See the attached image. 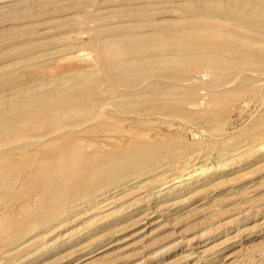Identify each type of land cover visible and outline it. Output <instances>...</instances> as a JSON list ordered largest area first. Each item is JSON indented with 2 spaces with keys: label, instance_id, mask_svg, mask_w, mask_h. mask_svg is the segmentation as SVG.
I'll return each mask as SVG.
<instances>
[{
  "label": "rangeland",
  "instance_id": "374dc122",
  "mask_svg": "<svg viewBox=\"0 0 264 264\" xmlns=\"http://www.w3.org/2000/svg\"><path fill=\"white\" fill-rule=\"evenodd\" d=\"M226 1L230 7L219 0H0L2 95L18 84L31 87L30 74L3 69L38 49L51 50L39 66L45 78L94 72V106L86 114L29 129L16 125L0 138L2 144L61 129L55 138L70 135L68 145L79 143L85 157L59 168L74 175L65 185L41 190L19 173L0 193V264H264V63L252 64L264 57L248 56L259 44L245 55L229 53L237 59L231 67L186 65L174 44L122 77L107 70L114 55L139 53L122 46L121 37L147 36L153 22L171 30L173 20L197 12L237 33L251 22L245 35L264 41V10L255 18L241 2ZM248 1L264 9V0ZM53 101L58 111L71 105ZM124 101L129 109L116 105ZM101 112L70 132V125ZM44 143L1 145L0 162L13 158L24 174L35 170L49 156ZM44 191L55 194L52 208L29 216ZM14 218L30 225L11 229Z\"/></svg>",
  "mask_w": 264,
  "mask_h": 264
},
{
  "label": "bare ground",
  "instance_id": "6f19581e",
  "mask_svg": "<svg viewBox=\"0 0 264 264\" xmlns=\"http://www.w3.org/2000/svg\"><path fill=\"white\" fill-rule=\"evenodd\" d=\"M236 1L241 2V8H249L250 16L255 17V18L258 16L260 12L264 10L263 8L257 5H252L248 0H236ZM227 2L228 1L226 0H219V5H222V6L224 5L225 8L226 6L230 7V5L227 4ZM205 15L206 14L203 12L201 13L197 12L191 17H184L178 20L175 19L173 20L175 28L171 30L162 28L160 26L161 23L153 22L156 27L152 28V31L149 32L147 36L143 35L145 33L139 34L138 32H135L134 34H131V35L128 34L129 35L128 37H126V35L123 38L122 37L120 38L118 36V38H120L118 39V42L122 46H128L130 48H134L139 53L133 59L132 58L125 59L123 58L122 54L120 55L118 54L116 56L114 55V58H113L114 63L112 62L111 63L112 65H109L110 69H107V70H111L112 73L116 77H122L126 75V73H131V72L138 70L141 64L140 59H142L143 57H154L157 55V53L161 51L162 46H169V45H174V44L181 46L180 47L181 52L183 56L185 57L183 58L185 59V61L182 60L181 62L187 63L186 65H189V66L191 64H197V65L210 64V65H215V67L217 68H225V67L234 66L235 62L233 60H235L236 58L232 57L233 59L232 58L228 59L227 55L229 53H233L234 51L241 53V55L242 54L245 55V53H247L245 51L246 47L252 44L255 45V43L256 45L259 44L258 47L253 48L248 53L249 54L248 56L251 55L256 58L262 57V56L264 57V41H262L261 39H257L256 37L252 38V37H248L245 35L246 33H249V31L251 33V29H252L251 22L249 23L248 21H246V19L240 18L242 22L246 21L248 23L247 24L245 22L247 24L246 27H249L250 30L248 28H244V30L242 29V32L237 33L234 30H226L225 28H223L221 23L219 22H218L219 24L214 23L211 21L209 17ZM228 18L230 19L231 17L229 16ZM233 18L234 17L231 18V21L233 20ZM115 37L117 38V36ZM216 39H220V41L216 42ZM239 39H241L242 45H235L234 42L238 41ZM118 42L116 43L113 42V43L115 45H118L117 44ZM72 48L73 47H71V49ZM38 50H37L38 54L34 55L36 53L34 52V54L32 53L33 56L31 54L28 56H25V55H23L22 57L20 56L21 57V58L19 57L20 59L13 61L10 64L5 65L3 69V71L4 70L8 71V70H13L15 68H19V70L22 71L23 73L30 74L31 82L30 81L29 82H30L31 87L28 88L27 86V88H24L20 84H18V87H15L14 91H12L10 94L2 95L0 93L1 95L0 96V127L2 128V132L0 133V138L8 134L9 133L7 132L8 130L15 129L16 125H22L23 128L29 129L33 127V125L35 124L37 125L43 122H46V123L53 122L60 115H67L71 117V116L76 115L79 112L85 113V111H87L90 107L94 106L89 101V99L91 98L90 96L93 95V87L90 84V81L91 82L93 81L92 80L89 81V78L92 76V73L94 72H90L91 69L89 71H86L87 69L84 70V68L82 67L83 70L76 69L77 71L76 72L73 71V73H70L71 72L70 71L68 72L69 74H67V71H66V73L63 72L64 74L62 73L61 75L57 77L55 75V77H52V78H45L40 72L41 69L39 70V66L42 67L44 62H46L43 60H45L44 58L46 56H49V53L51 50L48 52V54H46L47 52L45 54L44 53L40 54L41 50L40 51ZM105 60H107L108 62L107 58H105ZM263 63H264V60L262 61L260 59H256V62L255 63L253 62L252 64L256 66H260ZM168 64L173 65V66L175 65V63L172 61L170 62L168 61ZM35 65L38 66V68H36ZM68 83L72 84L70 88H68V86H64ZM62 86H64V88ZM38 93H41L43 98L38 99L37 97L35 99L34 97L31 96L35 94L38 95ZM55 98H60L62 101H66V102L69 101L71 105H69L68 109L63 110V111L62 110L58 111V109L55 110L54 101H53V99ZM93 99H94V96H93ZM102 99L104 100V98ZM116 105L120 106L121 108L123 107H126V109L130 108L129 107L130 103H127V101L117 103ZM112 107L113 106H111V108ZM136 108L138 107H135V109L133 107L135 112H136ZM103 114L104 113L102 112L98 113L96 117H93V116L91 117V115L90 116L88 115L91 118H87L85 121H82V124L81 123L79 124L78 122V125H74V126L70 125V132L72 130L75 131L76 129H79L82 126L90 125L95 119H97V117H100ZM106 114H109V112H107ZM104 115L102 117H104ZM127 119H129V117ZM67 127L65 126V128ZM60 130L61 129L51 130V131L39 133L33 136L29 135L27 137H25L24 135L23 137L22 136L20 138L18 137V139H13L5 143L2 142V144H0V146L2 145L1 148L7 149L10 147H14L13 144H16V143L22 146V143L34 145V144H41L45 142L43 145L44 149L49 151L48 158L41 159L38 161L39 167L37 166L38 167L37 169L35 170L27 169L25 171V174H24V171L22 172L16 166L18 162L15 159L13 160L12 158V160H10L11 159L10 158L7 160H2L0 162V166H1L0 170L2 172L0 174V193L1 194L7 193L12 180L14 181L16 179H19L22 175L24 176V179L26 178V179H29L30 181L31 180L36 181L35 183H37L38 189H41V190L44 189V187H47L44 185H48L50 183L60 182L61 184L65 185L69 179H72L74 177V175L70 171H68L67 168H65L63 171H60L59 168H62L64 166L67 167V164H69L70 160L71 161L76 160L77 162L82 163V161L85 160L84 153L79 143L74 144L73 146L68 145L67 140L70 137V135L62 136V137L58 136L59 138H55L57 135L63 133ZM1 156H2V153H0V157ZM54 161H55V166L53 164ZM27 163L28 165H30L29 161ZM57 164L59 166H57ZM19 173L22 175L20 176ZM34 189L35 188H33V190ZM54 197H55V194L47 195L45 191L41 193L39 200L35 202V206H34L35 208H34V211L32 212V215H29V216L35 217L40 212L49 211V209L52 208L51 202ZM27 220L28 219L22 221L20 219H15V218L12 220H9L8 221L9 228L13 229L15 227L29 226L30 221H27Z\"/></svg>",
  "mask_w": 264,
  "mask_h": 264
}]
</instances>
